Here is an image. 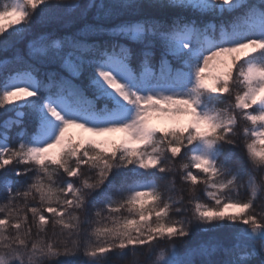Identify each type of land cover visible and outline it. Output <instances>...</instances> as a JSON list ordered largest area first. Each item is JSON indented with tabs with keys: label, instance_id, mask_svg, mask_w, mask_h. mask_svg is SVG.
I'll use <instances>...</instances> for the list:
<instances>
[{
	"label": "snow or ice",
	"instance_id": "snow-or-ice-1",
	"mask_svg": "<svg viewBox=\"0 0 264 264\" xmlns=\"http://www.w3.org/2000/svg\"><path fill=\"white\" fill-rule=\"evenodd\" d=\"M0 264H264V0H0Z\"/></svg>",
	"mask_w": 264,
	"mask_h": 264
},
{
	"label": "rangeland",
	"instance_id": "rangeland-1",
	"mask_svg": "<svg viewBox=\"0 0 264 264\" xmlns=\"http://www.w3.org/2000/svg\"><path fill=\"white\" fill-rule=\"evenodd\" d=\"M5 23H7V21H5ZM154 123H156L157 125H160L161 122L160 121H154ZM70 134L73 135V136H79L80 133H79V130L78 129H70L69 130ZM122 137V134H114L113 136L109 137V139H115V140H118Z\"/></svg>",
	"mask_w": 264,
	"mask_h": 264
}]
</instances>
